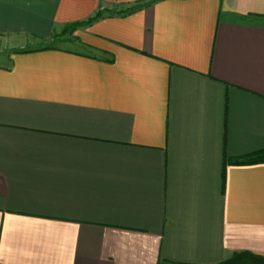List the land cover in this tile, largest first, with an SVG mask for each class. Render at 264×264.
Segmentation results:
<instances>
[{
  "label": "crops",
  "instance_id": "obj_1",
  "mask_svg": "<svg viewBox=\"0 0 264 264\" xmlns=\"http://www.w3.org/2000/svg\"><path fill=\"white\" fill-rule=\"evenodd\" d=\"M0 264L264 257V0H0ZM23 46V45H22Z\"/></svg>",
  "mask_w": 264,
  "mask_h": 264
},
{
  "label": "rangeland",
  "instance_id": "obj_2",
  "mask_svg": "<svg viewBox=\"0 0 264 264\" xmlns=\"http://www.w3.org/2000/svg\"><path fill=\"white\" fill-rule=\"evenodd\" d=\"M76 28H77V26L73 27L71 25H67L63 29H60L59 32L54 34V37L52 39H50V41H47V42L38 41V40H34V39H21L16 43V45L10 44L9 50H7V48H5V46H7V42L1 41L0 42V49H2L5 52H11L10 50H14L16 48L23 47L25 49H30V48H34L37 46H41L42 44L50 45V46H56V47L78 48L79 46L77 44H75V42L73 41L76 37L74 35V30Z\"/></svg>",
  "mask_w": 264,
  "mask_h": 264
},
{
  "label": "trees",
  "instance_id": "obj_3",
  "mask_svg": "<svg viewBox=\"0 0 264 264\" xmlns=\"http://www.w3.org/2000/svg\"><path fill=\"white\" fill-rule=\"evenodd\" d=\"M85 24L84 22L81 23H73L71 26H80ZM226 164H258L264 163V149L246 155L240 158H232L227 160ZM219 264H264V257L260 255H255L249 252H241V253H234L229 258L225 259Z\"/></svg>",
  "mask_w": 264,
  "mask_h": 264
}]
</instances>
